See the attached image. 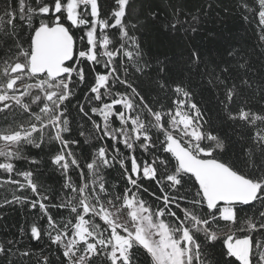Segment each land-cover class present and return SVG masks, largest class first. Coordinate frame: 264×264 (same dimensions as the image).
I'll return each mask as SVG.
<instances>
[{
    "label": "snow or ice",
    "instance_id": "6c2138e0",
    "mask_svg": "<svg viewBox=\"0 0 264 264\" xmlns=\"http://www.w3.org/2000/svg\"><path fill=\"white\" fill-rule=\"evenodd\" d=\"M139 2L0 0V209L31 214L0 264H264V0L221 7L256 42L210 56L214 0Z\"/></svg>",
    "mask_w": 264,
    "mask_h": 264
},
{
    "label": "trees",
    "instance_id": "16d2710c",
    "mask_svg": "<svg viewBox=\"0 0 264 264\" xmlns=\"http://www.w3.org/2000/svg\"><path fill=\"white\" fill-rule=\"evenodd\" d=\"M111 3V0H108ZM204 0H187L189 9H195ZM216 6L215 12L209 17L204 29L197 35L190 37L192 45H199L204 50L206 56L216 55L219 51H222L228 46L244 47L246 50H251L252 46L256 42V36L254 34V25L248 26L241 21L236 15H226L221 11V7L228 3V0H214ZM134 12H140L139 0H133ZM216 13L219 15L217 16ZM209 32L213 35L209 36ZM143 40L152 49L153 54L172 55V48L165 46H157V40L151 25H148L143 30ZM257 49V54H258ZM192 87L199 93L201 89L198 83H193ZM203 98L206 100L211 99L209 92H203ZM160 99L166 105L169 103L168 99H165L163 94H160ZM87 148V146H85ZM29 154L34 157L39 164L38 167L41 176V182L49 188L53 194H55L63 182V178L60 174L53 170L49 163L50 151L48 148L29 150ZM20 167H27V164L21 163ZM73 179H76L74 172L70 173ZM114 182L119 181L118 173L113 172L111 177ZM147 198V194H145ZM0 234H3L6 230L15 232L17 228L22 225L26 226V223L31 220V214L27 208H21L19 206L0 209Z\"/></svg>",
    "mask_w": 264,
    "mask_h": 264
}]
</instances>
